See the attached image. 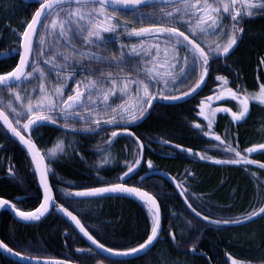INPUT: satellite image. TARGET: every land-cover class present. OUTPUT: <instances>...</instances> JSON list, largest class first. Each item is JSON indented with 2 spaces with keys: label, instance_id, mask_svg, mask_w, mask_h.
<instances>
[{
  "label": "trees",
  "instance_id": "16d2710c",
  "mask_svg": "<svg viewBox=\"0 0 264 264\" xmlns=\"http://www.w3.org/2000/svg\"><path fill=\"white\" fill-rule=\"evenodd\" d=\"M172 7L175 6L166 8L154 6L144 8L133 15L123 13L115 15L127 19L130 16L139 15L137 19H140L141 23L136 21L137 23L131 27V29L139 30L144 27H152L151 21L145 22L141 19L144 14L147 16L150 14L152 19L159 22L162 12ZM38 8V0H30L27 5L22 0H0V56L2 53H11L19 48L15 32L21 30L22 23L31 19ZM124 21L128 22V20ZM243 27L245 31L243 34L237 33V44L230 52V56L225 61L220 58L211 61L209 81L200 96L180 105H159L151 113L149 112L143 123L134 129V132L142 139L145 146L150 147V150L156 146L155 141H158L161 144L158 147L166 152L170 150L171 146L177 144L184 149L207 152L208 154H202L203 156L206 154L207 158L226 159L233 155L222 150L224 145H221L220 141L204 134L205 131H209L206 125L202 129L192 128L193 131H191L188 123L193 125V123L201 121L198 107L201 106L203 96H217L222 92H227L225 88L223 91L216 90V87H221L223 84L216 77L227 78V87L237 91L238 95L240 94L239 89H246L248 93H255L258 91V85L264 83V63H261L264 61V15L246 17ZM224 44H226V39ZM37 45L38 43L35 45L31 63H35L37 57L40 56L37 55ZM90 49L97 56L108 58L104 62L95 61L91 63L92 70L106 69L113 76L114 73H118L122 75V78L127 77L133 80H138L142 78V74L144 75V72L142 73L139 69L141 66L140 57L132 56L126 51L110 50L106 46H93ZM18 58L19 56H14L10 60L0 61V74L10 73L16 67ZM122 59L128 62L122 66L123 71L115 66V62ZM72 62L80 66L90 63V61L79 59H73ZM134 63L137 65V71L130 70ZM38 66L40 67L39 64ZM41 66L45 69V76H49L53 64L41 62ZM76 70H80V67H77ZM92 77L96 78L95 75H89L88 72H85L83 75L75 76V79L85 81L91 80ZM145 79L147 80V78ZM68 82L67 94L69 88H75L72 80H68L67 84ZM42 83L50 96L53 85L60 88L64 86L63 82L58 84L54 79L50 82L45 80ZM37 88L38 86L35 87V89ZM15 90L16 88L13 89V91ZM22 101H26L25 95L22 96ZM232 103L236 104L235 101L227 104ZM2 106L0 105V107ZM5 110L10 113L7 108ZM10 114L15 122L14 114ZM44 114L49 113L44 112ZM23 120L21 119V122ZM245 123V126L237 129L233 121L227 115H223L219 117V126L214 129V132L217 133L216 129L225 132L226 134L221 139L224 140L225 144H230L235 149L238 147L237 144L245 146L261 141L263 138L261 132H264V108L252 104L251 117L245 120ZM68 127L83 130L93 126L83 120H75L68 122ZM99 131L106 133L107 130L100 127L96 128L95 132ZM61 134L64 135L56 129H39L34 133L33 138L42 152L46 153L55 143L58 135ZM237 135H239L238 143L236 142ZM70 136L75 141L71 158L57 159L50 163L52 169L50 179L57 200L76 213L92 231L93 227L95 229L98 227L99 229L96 230L100 232L97 234L98 236L104 233L108 240L116 242L124 241L125 237H145L147 226L145 218L129 201L112 200L113 204H110L111 206L106 204V208L103 209V201L79 202L64 198V196H69L68 193L72 191L103 186L104 181L115 183L118 177L126 171L125 167L118 170L111 167L112 165L109 169L102 170L100 168L102 165L100 160L105 157L103 153L108 147L106 139L103 138L104 135H96V137L85 134ZM133 146L137 147L136 145ZM129 147L130 145H124L127 150L130 149ZM213 148L219 150L220 154H216ZM241 151H244L243 147ZM211 152L213 153L209 157ZM242 152V155L246 154ZM120 154L122 155L121 152ZM149 157L151 158V154ZM254 159L260 165L264 164V153ZM158 166L171 171L173 174L181 172L185 168L184 165L175 164V162H160ZM248 168L247 166H225L222 169L214 167L197 168L195 189L199 192L192 197L202 194L211 197L208 200L189 199L191 205L201 216L206 215L212 221H222L225 218L241 221L247 219L249 213L264 206V168L258 167L259 169L255 174L252 171L253 168L249 170ZM9 170L14 175L10 174ZM143 172L146 173L147 171L144 170ZM138 186L159 199L165 218L173 221L177 229L178 241L176 243L171 240H168V243L161 242L154 252L152 264H232V260L238 261V264H264V214L254 222L236 228L226 227L224 226L225 223H215V226L207 228L199 219L189 215L191 222L189 225L179 217L183 214L186 215L182 202L177 198L175 200L167 198L169 195L177 194L169 184L159 181L154 185L146 179ZM188 194L187 197L189 198ZM0 198L14 203L22 211H33L41 203V193L29 158L20 146L12 141L1 125ZM17 198H22V200L16 201ZM91 224L95 226H91ZM0 239L16 253L29 258L60 259L80 264H91L90 257L77 253L78 248L88 246L66 222L55 214H52L38 226H27L15 221L9 212L2 211L0 213ZM189 247H195L197 253H205L207 257L191 255ZM0 264L16 263L0 255Z\"/></svg>",
  "mask_w": 264,
  "mask_h": 264
},
{
  "label": "snow or ice",
  "instance_id": "6c2138e0",
  "mask_svg": "<svg viewBox=\"0 0 264 264\" xmlns=\"http://www.w3.org/2000/svg\"><path fill=\"white\" fill-rule=\"evenodd\" d=\"M154 2L155 0H38V10L35 11L31 22L26 25L25 30L20 34V44L23 49V54L20 56L19 64L12 72L0 74V105H3L0 107V120H2L7 130L13 136H16L20 143L25 145L32 163L35 164L36 170L40 173V183L45 188L46 193L51 190V186L47 184L46 180L47 175L52 172V169L48 165L58 159V153L65 152L64 142L60 140L52 149H49L44 154H40L36 149L35 143L31 140L32 131H37L46 123L57 124L59 121L64 122L62 127L68 128V122L70 120L75 121L77 118L89 125H96V128L100 127L103 122L104 124L115 125L119 129L125 123H135L139 119L144 118L148 114L147 109L153 107L152 102L161 98L160 95L149 92L150 86L155 88L156 84L160 83V81L167 84L169 78L174 80L176 77L171 72L161 74L154 72L152 68L145 67L143 72L148 80L147 83L144 80L126 81L123 78L113 76L106 69L101 70L97 68L92 70L90 67L92 62H104L108 59L97 56L94 52L88 57L90 61L89 65L80 66L72 62L73 57L64 55L63 53L57 54L58 60L63 61V63L47 60L41 61L42 63L53 64L49 76L46 77L36 66V63H29L33 59V38L39 43L41 49L46 43L44 35L37 32V27L47 30L57 38H65L69 44L72 40H77L82 45H88L89 47H103L107 45L110 37H105L102 33L119 34L117 31L120 27L119 22L116 20V17L108 15L110 9L112 11L134 9L139 13L142 11L140 8L141 5H151ZM160 2L164 4H175L177 6L171 11L162 12L159 22L152 19L149 14L147 18L152 20V27H144L139 30L133 29L129 34L157 40L155 45L156 56L161 54V44H163V63L168 64L172 69L180 65L179 74L184 77L180 81L181 84L186 83L194 76H198V83H196L195 87L191 88V92H185L183 96L196 92L205 82V78L208 76V71L211 67L209 63L211 59L228 56L233 50L238 40L237 33L243 34L245 31L243 27L245 18H251L254 15H264V0H213L212 3L209 0H160ZM181 27L184 28L183 31ZM225 29H227V33H225ZM186 32L188 33L187 35L185 34ZM209 35H224L226 44L221 45L220 43H215V46L208 45L209 50L206 51L205 47L201 46L203 43L201 38ZM169 47L172 53L171 56H169ZM132 51L135 52V49ZM145 51L147 52V49ZM182 52L185 55H181ZM41 54L42 51L37 50V55ZM155 62V57L148 61L149 64ZM127 63V61L122 59L121 61L115 62V66L117 69L123 71L122 66ZM261 63H264V61H261ZM77 67H80L81 72H88L89 75H95L97 79L94 81L76 80ZM29 68L31 70H28ZM130 70L137 71V65L134 63ZM65 73H71V75H64ZM30 78L40 81L48 80L49 82L54 79L58 84L63 82L65 88H67V81L72 80L75 88H69V94L65 96L64 88L53 85L52 95L49 98L48 90L41 83L37 89H33V91H37L40 94L39 98L35 100V103H33L34 98L32 97L21 102V95L18 92H14L13 89L19 87L23 81H28ZM216 79L223 82L221 87L226 88L227 92L230 93V98L237 100L239 103L238 112H231V109L228 108L217 109V111L225 113L231 112L234 121H241L246 117L249 113L250 100L264 105V83L258 85V91L255 93H248L246 89H239L240 94L238 95L237 91H233L232 88L227 87V78L218 76ZM153 81H155V84ZM129 83L136 85V92L138 94L141 92L143 94L140 108L131 112L125 107L127 102L126 98L132 94L129 89ZM105 85L108 87L106 88ZM82 86L83 90H81ZM5 94L11 97L7 101L4 99ZM162 98L177 100L182 97L163 96ZM218 98L225 99L224 96H219ZM211 99L209 97V100ZM14 101L21 102L19 107L14 106ZM117 101L121 102L118 103ZM5 108L14 114L13 118L17 126L28 130V139H25L18 128L13 125L12 120L9 119V114L5 112ZM44 112H48L49 114L44 115ZM80 112H85L87 115L80 116ZM102 114H105L107 117L103 121L97 118ZM21 119L26 120V123L21 125ZM205 119L209 121L206 127L210 129L212 127V121L207 116H205ZM195 126L199 128L200 124H196ZM96 128H85L83 131L95 132ZM72 131L75 132L77 130L72 129ZM120 134V131L113 130L112 138H116ZM204 134L212 135L216 141H220V144L224 145L223 151L233 154L229 158L215 160V163L237 165L255 163L242 156L241 152L237 151L230 144H225L220 136L209 132H205ZM109 143H111V140H109ZM140 147L142 148L143 145L141 144ZM258 149H264V144L258 147L248 148L246 151L252 153ZM186 151L190 152V150ZM46 156L49 158L47 162H45ZM200 158L205 159L204 156H200ZM104 163H108V161H104ZM138 164L139 161H137ZM148 167H152L151 162H148ZM259 167L264 168V164L259 165ZM9 171L10 174L14 175V173H11V170ZM133 171L134 169L129 167L128 171L124 173V176L129 175ZM118 179L122 180L123 177H118ZM113 194L138 198L142 204L146 205L148 212L154 220V224L150 229V235L138 246L124 250L106 248L104 244L100 243L89 233L77 216L73 215L63 205L57 204L56 200L49 195H45L44 202L36 212H18L17 215L25 221H38L50 208H53L69 217L75 223L80 233L101 251L117 256L136 255L141 251L147 253L154 242L158 240L160 234L159 205L155 196L146 191H142L139 187H129L126 183H109L107 181H104L103 186L68 193V195H74L76 197H110ZM181 194L183 195V193ZM8 205V201L0 200V208ZM11 207L13 209L15 208L14 205H11ZM188 207L197 217L201 216L191 204H188ZM261 214H264V206L249 213L246 218L251 221L261 216ZM202 218L214 223L227 224L243 222L240 220H229L227 218L222 221H212L206 215ZM170 236L175 242V235L170 233ZM0 248L12 253V249L8 248L2 241H0ZM88 251H91V249ZM15 254L20 255L19 253ZM56 264H60V262H56ZM232 264H238V261L232 260Z\"/></svg>",
  "mask_w": 264,
  "mask_h": 264
},
{
  "label": "flooded vegetation",
  "instance_id": "af4514ba",
  "mask_svg": "<svg viewBox=\"0 0 264 264\" xmlns=\"http://www.w3.org/2000/svg\"><path fill=\"white\" fill-rule=\"evenodd\" d=\"M106 47L109 48L110 50H119L118 43L117 42L116 43L115 42L112 43V42L109 41L107 43ZM213 59H217V58H213ZM140 65H141V62H140ZM139 69L143 73V67H142V65L140 66ZM84 73L85 72H81V70H76V76L79 75V74H82L83 75ZM64 75H71V73H65ZM114 76L122 78V75H120L118 73H114ZM126 78L127 77H123V79H125V80H130L131 79V78H127L126 79ZM195 85L193 87H195ZM193 87H190L187 90V92H190L191 91V88H193ZM216 90L223 91V88L222 87H216ZM155 94H158V92H156ZM200 95H198V96H200ZM210 97L212 98L211 100H209V97L203 96L201 98V106H203L204 103H206L208 101L214 100V98L217 97V96H210ZM162 99H163L162 97L161 98H158L159 101H158L157 105L152 109V111L157 106L162 105V104H160ZM231 101L234 102V100H224L222 102V104L225 103L226 105H229L230 106L229 108H232V111L231 112H237V107L234 106L233 103L232 104H227L228 102L231 103ZM251 105H252V103L249 102V113H248V116H247L246 119H243L241 121L235 122L232 119V116H231L230 113L218 115L217 119L214 120V123H212V127L210 129L208 128V130H209L208 132L211 133V134H214V135H218L221 138L224 136V134H226L223 131H220V130L218 131V129L215 130L217 133L214 132V129L219 126V124H218L219 123V117L220 116H223V115H227L233 121L234 125H236V128L237 129H240V127L245 126L246 125L245 120L250 119V117H251ZM201 106L198 107L199 111H200ZM148 114H149V111H148ZM148 114H146L144 116V118L145 117L147 118L148 117ZM79 115L80 116H86L87 113L80 112ZM203 116L204 117H201L200 112H199V119L201 121H199V123H193V125L191 123H188V126H189V128H191V131H193L192 128L202 129V128L205 127V125L208 124L209 121L205 119V115H203ZM139 120H141V119H139ZM76 121H80V119L77 118ZM23 123H25V120H23V122L21 123V125ZM63 123H64L63 121H59L57 124H59V125L62 126ZM125 124H128V123H125ZM196 124H200V127L199 128L196 127L195 126ZM106 125L107 124H104V123L100 125V126H102L101 127L102 129H106L107 130L106 133H103L104 131H102V132H100V131L99 132H88V131L85 132V131L80 130V129H76L77 131L72 132V131H65V130L57 129L55 127H51V126H48V125L42 126L39 129H44V130L45 129H48V128L56 129V130H59L61 133L66 134V135L67 134L68 135L85 134L87 136L90 135L91 137H94V135H95V137H96V135H98V136H100V135L103 136L104 135L103 138L106 139L105 141H107L108 147L106 148V150H105V152L103 154H104V156L105 155H109V157H111V156L113 157V160H114L113 165H115V167H113V168H116L118 170H122L125 167L126 171H128V168L129 167H132L133 169L137 168L139 166V164L137 165V161H139V163H140V160H141V153H140V148H139L140 147L139 142H141L142 145L144 144L143 141H142V139L140 137H138V135H136L138 137V139L137 138H131V137H128V136L127 137L126 136H123V137H120L118 140H116V138H112V131L113 130L123 131V130H126L127 128L121 126L119 129H117V128H113V129L110 128V129H108V128H106ZM15 126L20 131H22V128L20 126H17L16 124H15ZM92 126L96 128V125H92ZM65 129L72 130L74 128H69L68 127V128H65ZM129 129L134 132V129L135 128H129ZM4 131L7 133V131L5 129H4ZM35 132L36 131H34L33 134ZM261 133H262V137L264 138V132H261ZM210 136L213 137L212 135H210ZM143 137H144V135H143ZM236 138H237L236 139V142H237V140L239 138V135H237ZM263 138H262L261 141H258L257 143H250V144H247L245 146L244 145L243 146H240V144H237L238 143L237 142L236 144L238 146L237 147L238 149L236 148V150L240 152L241 148L243 147L244 148V151L243 152L241 151V152L242 153H244V152L245 153H248L246 151V149L252 148V147H258L259 145L264 144V139ZM109 140H111V143H109ZM155 142H156L155 143L156 146L153 149H151V150H150V147H148V145L145 146V150H144V161H143V164L141 166V169L139 170V172L133 178H131L130 180H128L125 183L129 187H139L138 184L141 183V182H144L147 179V180H149L154 185H156V183H158L159 181L169 184L172 187L173 191L176 192L177 194L174 193L173 195L167 196V198H169L171 200H175L177 198V199L180 200V202H182V204H183V206H184V208L186 210L185 211L186 215L183 214V215H181L179 217L181 218V220L183 222H187V223H190V224H191V222H190L189 215H193V213H192V210L188 207V204H191L189 199H194V200H197V199L203 200V199H205V200H208L209 197H211V196H208L206 194H202V195L196 196L194 198L192 197L193 195H195L196 193L199 192V191H196V189H195V182L197 180V174H196V169L197 168H201V167H214V168L222 169L225 166H232V167H238V166L245 167V166H247V167H249L248 170L250 168H253L252 171L255 174L256 171H258L257 169H259L258 167H259L260 163L257 162L254 158H256L257 156H259V155H261V154L264 153V149H260V150H257L255 152L248 153L249 154L248 160H251V161H254L255 162V163L248 164V165H244V164H240V165H237V164H217V163L214 162L215 160H223V159L222 158H219V157H217L215 159L212 158V157H210V155L213 152H211L209 154V157L210 158H207L208 156L205 154V156H204L205 159H201L200 156H203L202 154L207 153V152L202 153V152H198L197 150L184 149V148H181V147H177V146H179L177 144L174 145V146H171V148H169L170 150H168L166 152V151H162L158 147V146L161 145L158 141H155ZM124 145H128V146L130 145V147H129L130 149H128V150L125 149L124 148ZM133 145H136L137 147H135ZM118 148H120V149H118ZM186 150H190V152L189 151H186ZM213 150L216 151L215 152L216 154H220L219 153V150L214 149V148H213ZM119 151L122 153V155L120 154ZM150 154H151V158L149 157ZM148 162H151V165H152L151 168L148 167ZM160 162H163V163L175 162V164L184 165L185 168L181 172H176V173H179V174H176V173L173 174L171 171L165 170L164 168L163 169L160 168L158 166V163H160ZM144 170L147 171V172L146 173L143 172ZM124 173L120 177H123L124 176ZM142 177H143V179H141ZM115 183H121V182H120L119 179H117L115 181ZM178 189H180L182 191V193L184 195V198L185 199L187 198L186 200L183 199V197L179 194ZM141 190L146 191V190H144L142 188H141ZM72 192H74V191H72ZM186 193L187 194L189 193L188 194L189 195V198L187 197V194ZM149 194H151V193H149ZM72 197H73L72 195H69L67 197L64 196L65 199L74 200V199H71ZM20 200H21V198H20ZM112 200H120V201L121 200H125V201H129L131 204H133L141 212L142 216L145 218L146 225H147L146 226V232H145L146 235L144 234L145 237H125V240L124 241H122V242H116V241H112V240L110 241V240H108V238L106 237V235L104 233H102L101 235L98 236L97 234L100 233V232L96 231L97 229H99L98 227H96L97 229H95L93 227V231H94L93 232L90 229V227L88 228V226H86L82 222L83 225L85 226V228L100 243L104 244L106 248H113V249H117V250H124V249L130 248V247L138 246L139 244L143 243L147 239V237L150 235V229H151V227L154 224V220H153L152 216L150 215V213L148 212L146 205L142 204L140 200L127 199V198H122V197H113V198H103V199H97V200H84V201H90V202L103 201L102 202V206H103V209H105L106 208L105 207L106 204H108L109 206H111L110 204H113V201ZM156 200H157V202L160 205L161 212H162V215H163V227H162L161 234H160V237H159L157 243L152 247V249H150V251L146 255L141 256V257H138V258H133L132 260H126V261H116V260L107 259V258L103 257L102 255H100L99 253L95 252L93 249H91L80 237L79 238L88 247L78 248L77 251L78 250H81V251H78L77 252L78 255H83L84 254V255L90 257L91 264H149V263L152 264L151 262L153 260L152 257L154 256V252H155V250L157 249L158 245L161 242L168 243V240H171L173 243H176L178 241L177 229L175 228V225H174L173 221H170L167 218H165L164 212H163V207L161 205V202L159 201L158 198H156ZM74 201H78V200H74ZM57 202L59 203V205H63L58 200H57ZM79 202H81V201H79ZM14 206H15V209L20 210L16 205H14ZM63 206H65V205H63ZM54 210L52 211V213L50 214V216L52 214H55L58 218H60L62 221H64L59 215L56 214V211H54ZM20 211H22V210H20ZM23 212H31V211H23ZM74 214L78 217V215L76 213H74ZM49 217H47L44 221H46ZM194 217L197 218V219H199L197 216H194ZM200 217L202 218L203 216H200ZM201 218L199 220L202 223H204L207 228H211V227H213V226L216 225L214 222H209V221H206L203 218L202 219ZM44 221H42V222H40L38 224H35V225H27V226H38V225L42 224ZM168 221H170V222H168ZM91 226H95V225L91 224ZM170 233L175 235V237H176L175 242L171 238ZM89 249H91V251H88ZM192 249H195V250H192ZM189 251H191L190 254L192 255V251H195L196 252V248L195 247L194 248L189 247ZM199 254H205V253H197L196 252V255H194V256H202V255H199ZM203 257H205V256H203ZM68 261H70V260H68ZM72 262H74V261H72ZM74 263H77V262H74ZM77 264H80V263H77Z\"/></svg>",
  "mask_w": 264,
  "mask_h": 264
},
{
  "label": "rangeland",
  "instance_id": "374dc122",
  "mask_svg": "<svg viewBox=\"0 0 264 264\" xmlns=\"http://www.w3.org/2000/svg\"><path fill=\"white\" fill-rule=\"evenodd\" d=\"M210 3L213 2V0H209ZM174 7L172 8H167L165 9L163 12H168L171 11ZM255 11V10H254ZM108 15L110 16H114L116 17V20L119 22L120 27L118 28V33L119 34H108V33H102V35H104L105 37H119L121 42H117L118 43V48L122 49L123 51L129 52L130 55L132 56H138L141 58L140 62L141 65L143 67V69L145 67L148 68H152L154 70V72H159L161 74H166L168 72H171L173 76H175L176 78L174 80L169 78V82L167 84H165L163 81H160V83L156 84L155 88L151 87L149 88V92L151 94H155L156 92H158V94L163 97V96H181L183 95L185 92H187V90L190 87H193L197 82H198V76H194L193 78H190L186 83L181 84L180 81L184 79V77L182 75L179 74V68L180 65H177L175 69L170 68V66L168 64L163 63L164 61V56H163V44H161V49L162 52L159 56H156V43L157 40L152 39V38H148V37H139V39H133L131 36L134 35H128L129 33L132 32L133 29L132 25H135V23L139 22L141 23L140 19H137L139 17V15L136 16H130L129 19L125 18V17H118L117 15H115L112 12H108ZM255 16V15H254ZM144 18L143 21L145 22H149L152 20L147 18V15L144 14L143 16ZM31 19L27 20L28 22H24L22 23V27L20 31L15 32L16 34V39L19 40V44H20V34L25 30V26L26 24H28L30 22ZM124 20H128V22H125ZM137 21V22H136ZM142 21V22H143ZM115 23V21H114ZM137 30V29H136ZM184 30V28H183ZM227 32V29H225V33ZM41 35H44L46 43L43 45V48L41 49V46L38 43V50L42 51V54L37 57L36 59V66L44 73V68L41 66V61L43 60H47V61H55L58 63H63V61L58 60V55L59 53H63L64 55H68L73 57V59H79V60H86L87 62H89V55L91 53H93V51L90 49V47L88 45H82L79 41L77 40H72L70 42V44L68 42H66L65 38H57L55 36H53L50 32H48L45 29H41L40 32ZM123 37H125V39H123ZM130 37V38H129ZM203 40V43L201 44L202 47H205V50H209L208 45H212L215 46V43H220L221 45H224V40H225V36L221 35V36H213V35H209L207 37H202L201 38ZM143 42V43H142ZM200 42V41H198ZM116 43V41H115ZM18 44V43H17ZM93 47V46H92ZM135 49V52H133L132 50ZM145 49H147V52L145 51ZM169 56L172 55L170 47H169ZM81 53H83V55H81ZM95 53V52H94ZM96 54V53H95ZM181 55H185V53H181ZM42 57V58H40ZM153 57H155L156 62L153 64H149L148 61L152 60ZM43 59V60H42ZM93 63V62H92ZM38 64L40 65V67L38 66ZM52 64V63H49ZM143 78H140L138 80H144L146 78L145 74H142ZM96 78H91V81L96 80ZM133 79L130 80H126V81H131ZM136 80V79H135ZM146 83L148 82V80H144ZM42 83V81L40 80H32L31 78L28 81H23V83H21V85L19 87H16V90L14 92H18L21 97L23 95L26 96V100L29 97L34 98L33 99V103H35V100L37 98H39L40 94L37 91H33V89H35L36 86L40 85ZM155 84V81H154ZM69 85V83L67 84V86ZM58 87V86H56ZM105 87L107 88L108 86L105 85ZM64 88V95L66 96V88L63 86ZM83 89V86H82ZM129 89L131 91V96L126 98V104L125 107L129 109V111H135L137 109L140 108L141 106V101H142V92L141 93H137L136 92V85L129 83ZM49 98H51L50 93L48 92ZM52 95V94H51ZM219 96H224L225 99H219ZM9 98V96L7 94H5V101H7V99ZM11 98V97H10ZM95 99V97H94ZM224 100H232L230 98V93L228 92H222L220 94L217 95V97L214 98V100L212 101H208L206 103H204L203 106H201L200 108V115L201 113H203V115L209 117V119L212 121V123H214V120L217 119L218 115H222V114H227L225 112H221V111H217V109L219 108H229V105H226L225 103L222 104V102ZM236 102V104L234 106L237 107V112L239 111V103L237 100H234ZM252 101V100H250ZM23 102V101H21ZM21 102H15L14 101V106L19 107V104ZM111 102V101H110ZM118 103L121 101H117ZM221 102V103H220ZM256 104H259L258 102L254 101ZM99 103V101H98ZM261 105V107L264 108V105ZM9 110V109H8ZM10 111V110H9ZM231 114V112H228ZM203 115H201V117H204ZM248 116V114L246 115V117L244 119H246ZM103 119L107 118L105 114H102L100 117H97ZM263 130V127H261ZM60 140H63L64 142V148H65V152L64 153H58V159L62 160V159H69L72 156V150H73V145L75 143L74 139L72 136L70 135H59L55 141V143L50 147V149H52L56 143ZM260 150V149H258ZM244 157H246V159H248L249 154H243ZM112 157V156H111ZM109 157V155H105L104 158H102L100 160V162L102 163V165L100 166V168L102 170H105L106 168L109 169V167H115V165H113L112 163H114L113 157L111 158ZM46 159L48 160L49 158L46 156ZM104 161H108V163H104ZM50 168V167H49ZM189 225H191L190 223H188Z\"/></svg>",
  "mask_w": 264,
  "mask_h": 264
},
{
  "label": "water",
  "instance_id": "95a60500",
  "mask_svg": "<svg viewBox=\"0 0 264 264\" xmlns=\"http://www.w3.org/2000/svg\"><path fill=\"white\" fill-rule=\"evenodd\" d=\"M22 2H24L25 4H28L30 2V0H22ZM155 5H158V6H172V5H175V4H164V3H161L160 0H155V2L151 5H141L140 8H145V7H150V6H155ZM111 10V9H110ZM134 11V9H128V10H119V11H116V12H132ZM33 18V17H32ZM32 20V19H31ZM39 27H37V32L39 31ZM34 40L35 38H33V45H34ZM235 47V46H234ZM13 55H18L19 56V60H20V56L23 54V49L22 47L20 46L19 50L17 51H13L12 53ZM230 56V53L228 56H220L221 59H226L227 57ZM4 56L0 58V60H4ZM211 61H209L210 63ZM29 63L31 64V60L29 61ZM19 64V61L17 63V65ZM17 67V66H16ZM30 69V68H29ZM28 69V70H29ZM208 80H209V71H208V76L205 78V82L200 86V88H198L196 90V92L194 93H191L187 96H181L182 98L181 99H177V100H172V99H163L162 100V103L165 104V105H178V104H181V103H184V102H187L191 99H193L194 97L198 96L206 87L207 83H208ZM158 102V99L154 100L152 102L153 104V107L157 104ZM152 107V108H153ZM152 108L148 109V110H152ZM10 119V118H9ZM11 120V119H10ZM0 124L4 127V129L7 131V133L9 134V136L12 138V140L14 142H16L22 149L23 151L27 154V156L30 158V161H31V157L28 153V151L26 150V147L25 145H23L22 143H20L19 139L16 137V136H13L6 128V126L2 123V120H0ZM14 125V124H13ZM44 125H50V126H55L54 124H51V123H46ZM137 124H132V125H122L123 127L125 128H131V127H135ZM15 126V125H14ZM107 128H116L115 125H107ZM121 134L118 135L117 137L120 138V137H123V136H133L135 137V135H132L133 132L130 131V130H125V131H120ZM32 133L33 131L31 132V140H32ZM21 135H23L25 137V139H28L29 136H28V130H24V133L21 132ZM33 141V140H32ZM34 142V141H33ZM35 143V142H34ZM139 144L141 145V143L139 142ZM36 145V149L39 151L40 154H43L41 152V150L39 149V147L37 146V144L35 143ZM141 148V147H140ZM39 158V157H37ZM143 160H144V148L142 147L141 148V160H140V163H139V166L137 168L134 169L133 172H131L129 175L127 176H123V179L121 180V183H125L127 182L129 179H131L132 177H134L138 172L139 170L141 169V166L143 164ZM45 162H47L45 160ZM32 163V161H31ZM33 165V169H34V172L36 174V178H37V182H38V187H39V190H40V193H41V196H42V202L41 204L44 202V197L45 195H49L51 197H53L55 200H56V196H55V193H54V190H53V187L51 185V181H50V176L49 174L47 175L46 177V180H47V184L49 186H51V190L49 192H45V188L43 187V185L40 183V173L39 171L36 170V167H35V164L32 163ZM143 191V190H142ZM180 192V191H179ZM181 194V192H180ZM182 195V194H181ZM109 196H104V197H76L73 195V198L75 200H96V199H102V198H107ZM110 197H122V198H127V199H136V200H139L138 198H135V197H132V196H126V195H119V194H113L111 195ZM0 200H4V199H0ZM17 200H20V199H17ZM57 202V201H56ZM158 203V202H157ZM40 204V205H41ZM58 204V203H57ZM11 203H9L8 206H5L4 208H0V211H7L11 214V216L13 217V219L15 221H17L18 223L20 224H23V225H35V224H38L42 221H44L47 217L50 216V214L52 213V211L54 210L53 208H50L49 211L47 213H45V215L43 217H41L40 220L38 221H25L23 219H21L17 213L18 212H21V211H18L16 210L15 208L13 209L11 207ZM159 205V203H158ZM40 206L37 208L39 209ZM66 208V207H65ZM36 209V210H37ZM36 210L32 211V212H36ZM69 210V209H68ZM70 211V210H69ZM71 212V211H70ZM56 213L65 221L67 222L76 232L77 234L92 248L94 249L96 252H98L99 254H101L102 256H104L105 258L107 259H111V260H116V261H126V260H132L133 258H138V257H141L143 255H145L146 253L144 251H141L139 254H136V255H128V256H117V255H112V254H109L108 252H104V251H101L99 248H97L95 245L91 244V242L82 234L80 233L79 229L75 226V223L73 221L70 220L69 217H67L63 212L59 211V210H56ZM73 215H75L73 213ZM159 215H160V233H161V226H162V212H161V208L159 206ZM76 216V215H75ZM78 218V217H77ZM257 218V217H256ZM256 218H254L253 220H255ZM253 220L249 221V220H244L242 223H232V224H228V226H231V227H237V226H241V225H244V224H248L250 222H252ZM159 237H160V234H159ZM158 237V239H159ZM1 241V239H0ZM158 241V240H157ZM154 242L153 246L157 243ZM152 246V247H153ZM8 247V246H7ZM151 247V248H152ZM9 248V247H8ZM150 248V249H151ZM16 252L12 251V253H9L8 251L4 250L3 248H0V255L3 256L4 258L16 263V264H38V262H40V264H56V262H60V264H75V263H72V262H69V261H65V260H59V259H34V258H29V257H26V256H23V255H16L15 254Z\"/></svg>",
  "mask_w": 264,
  "mask_h": 264
},
{
  "label": "bare ground",
  "instance_id": "6f19581e",
  "mask_svg": "<svg viewBox=\"0 0 264 264\" xmlns=\"http://www.w3.org/2000/svg\"><path fill=\"white\" fill-rule=\"evenodd\" d=\"M23 3H24V2H23ZM24 4H25V3H24ZM12 53H13V51H12L11 53H2V55H1L0 57H3V56H4L5 59H4V60H0V61H1V62H3V61H7V60H10L12 57L17 56V55H13ZM18 61H19V58H18ZM17 63H18V62H17ZM16 66H17V65H16ZM15 68H16V67H15ZM15 68H14V69H15ZM14 69H13V70H14ZM13 70H12V71H13ZM12 71H11V72H12ZM203 91H204V90H203ZM203 91H202V92H203ZM190 92H191V91H190ZM202 92H201V93H202ZM201 93H200V94H201ZM200 94H199V95H200ZM181 96H183V95H181ZM196 97H197V96H196ZM194 98H195V97H194ZM194 98H193V99H194ZM193 99H191V100H193ZM191 100H189V101H191ZM158 101H159V100H158ZM189 101H187V102H189ZM157 103H158V102H157ZM184 103H186V102H184ZM160 104H163V103H162V100H161V103H160ZM181 104H183V103H181ZM156 105H157V104H156ZM156 105H155V106H156ZM163 105H165V104H163ZM178 105H180V104H178ZM155 106H154V107H155ZM166 106H174V105H166ZM154 107H153V108H154ZM153 108H152V109H153ZM147 110H148V109H147ZM148 111L151 112L152 110H148ZM148 111H147V113H148ZM145 120H146V117L143 118V119H141V120H139V121H137V122H135V123H133V124H137L134 128L138 127V126H139L141 123H143ZM25 123H26V121H25ZM0 125H1V124H0ZM54 125H55V126H51V127H55V128H57V129H61V130H65V131H70V130L65 129L64 127H62V126L59 125V124H54ZM1 126H2V125H1ZM43 126H45V125H43ZM48 126H50V125H48ZM41 127H42V126H41ZM106 128H107V125H106ZM108 129H110V128H108ZM33 132H34V131H33ZM32 134H33V133H32ZM58 136H59V135H58ZM10 138H11V137H10ZM11 139H12V138H11ZM118 139H119V138L116 137V140H118ZM12 141H13V140H12ZM51 141H52V140H51ZM13 142H14V141H13ZM138 142H139V141H138ZM15 143H16V142H15ZM140 143H141V142H140ZM256 143H257V142H256ZM16 144H17V143H16ZM17 145H18V144H17ZM18 146H19V145H18ZM20 148H21V147H20ZM21 149H22V148H21ZM22 150H23V149H22ZM143 161H144V160H143ZM132 178H133V177H132ZM129 180H130V179H129ZM177 188H178V187H177ZM107 198H113V197H107ZM71 199H74V198L72 197ZM102 199H103V198H102ZM74 200H75V199H74ZM96 200H97V199H96ZM78 201H84V200H78ZM159 206H160V205H159ZM192 213H193L194 216H196L195 213H194L193 211H192ZM261 215H262V214H261ZM259 217H260V216H259ZM259 217H257L256 219H258ZM198 218L200 219L201 217H198ZM201 219H202V218H201ZM256 219H255V220H256ZM244 220H246V219H244ZM244 220H242V221H244ZM255 220H253L252 222H254ZM252 222H250V223H252ZM250 223H248V224H250ZM230 224H231V223H230ZM248 224H244V225L237 226V227H242V226H245V225H248ZM224 226H226V227H231V226H228V224H225ZM162 227H163V215H162V226H161V230H162ZM232 228H236V227H232ZM160 234H161V233H160ZM151 249H152V248H151ZM12 251H13V250H12ZM149 251H150V250H149ZM149 251H148V252H149ZM14 252H15V251H14ZM148 252H147V253H148ZM147 253H146V254H147ZM190 253H191V251H190ZM146 254H145V255H146ZM192 255H193V256L196 255V252H195V251H192ZM199 255H202V256H205V257H206L205 254H199ZM143 256H144V255H143Z\"/></svg>",
  "mask_w": 264,
  "mask_h": 264
}]
</instances>
